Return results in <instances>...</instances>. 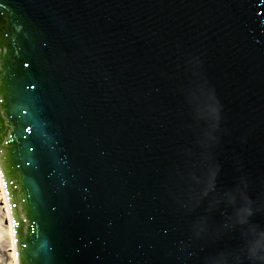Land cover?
Here are the masks:
<instances>
[{"label": "water", "instance_id": "water-1", "mask_svg": "<svg viewBox=\"0 0 264 264\" xmlns=\"http://www.w3.org/2000/svg\"><path fill=\"white\" fill-rule=\"evenodd\" d=\"M0 185L13 264H264V0H0Z\"/></svg>", "mask_w": 264, "mask_h": 264}, {"label": "rangeland", "instance_id": "rangeland-1", "mask_svg": "<svg viewBox=\"0 0 264 264\" xmlns=\"http://www.w3.org/2000/svg\"><path fill=\"white\" fill-rule=\"evenodd\" d=\"M1 222H2V215L0 212V264H9L10 262V257L8 252L9 244L1 228L2 227Z\"/></svg>", "mask_w": 264, "mask_h": 264}, {"label": "bare ground", "instance_id": "bare-ground-1", "mask_svg": "<svg viewBox=\"0 0 264 264\" xmlns=\"http://www.w3.org/2000/svg\"><path fill=\"white\" fill-rule=\"evenodd\" d=\"M0 212L2 215V222H1V228L3 230V233L5 235V238L8 240V252L10 257L9 264H13L12 262V255H11V249H10V243H9V236H8V230H7V223H6V217H5V211H4V204H3V198H2V192H1V185H0Z\"/></svg>", "mask_w": 264, "mask_h": 264}, {"label": "snow or ice", "instance_id": "snow-or-ice-1", "mask_svg": "<svg viewBox=\"0 0 264 264\" xmlns=\"http://www.w3.org/2000/svg\"><path fill=\"white\" fill-rule=\"evenodd\" d=\"M244 211H246V209Z\"/></svg>", "mask_w": 264, "mask_h": 264}]
</instances>
